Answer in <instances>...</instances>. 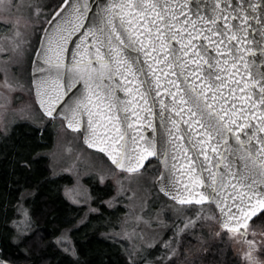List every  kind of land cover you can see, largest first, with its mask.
Here are the masks:
<instances>
[{"label": "snow or ice", "instance_id": "6c2138e0", "mask_svg": "<svg viewBox=\"0 0 264 264\" xmlns=\"http://www.w3.org/2000/svg\"><path fill=\"white\" fill-rule=\"evenodd\" d=\"M207 8L63 0L35 53L36 96L47 117L83 128L90 146L128 173L159 155L169 178L161 190L181 204L215 196L224 228L236 233L264 211V60H255L264 56V0H210ZM225 184L231 203L219 196ZM254 250L246 254L253 264Z\"/></svg>", "mask_w": 264, "mask_h": 264}, {"label": "rangeland", "instance_id": "374dc122", "mask_svg": "<svg viewBox=\"0 0 264 264\" xmlns=\"http://www.w3.org/2000/svg\"><path fill=\"white\" fill-rule=\"evenodd\" d=\"M63 0H0V131L7 133L21 123L48 130L53 137L49 153L55 180L69 176L63 188L66 199L86 212L78 226L87 224L94 206L91 183L111 184L114 194L105 200L111 221L101 225V239L142 264H264V222L255 220L243 239L225 232L212 207H178L165 200L155 182L161 172L157 162L138 173L116 170L102 154L88 149L83 134L68 130L61 120L44 116L37 107L31 81V65L40 38ZM179 219L180 226L173 225ZM102 220V217H101ZM181 229V238L170 243L164 257L155 255L169 227ZM65 231L57 242L73 253V240ZM168 239V237H167ZM253 241L250 245L248 242ZM168 242V241H167ZM166 248V247H165ZM159 256V257H158Z\"/></svg>", "mask_w": 264, "mask_h": 264}, {"label": "trees", "instance_id": "16d2710c", "mask_svg": "<svg viewBox=\"0 0 264 264\" xmlns=\"http://www.w3.org/2000/svg\"><path fill=\"white\" fill-rule=\"evenodd\" d=\"M52 147L53 137L47 128L21 123L7 133L0 131V261L142 264L100 238L101 225L111 221L105 204L114 194L111 184L90 182L94 206L101 212L89 214L87 224L78 226L86 208L70 203L64 196L63 188L73 183L69 176L53 178L49 158ZM24 210L29 219H25ZM262 217L264 212L255 220ZM65 231L70 232L73 240V253L57 242ZM166 251L161 246L155 255L164 257Z\"/></svg>", "mask_w": 264, "mask_h": 264}, {"label": "water", "instance_id": "95a60500", "mask_svg": "<svg viewBox=\"0 0 264 264\" xmlns=\"http://www.w3.org/2000/svg\"><path fill=\"white\" fill-rule=\"evenodd\" d=\"M94 2L105 3V2H110V0H94ZM191 2H192V7H193V9H196L197 7H200L204 12H207V11H208L207 5L210 3V0H199V4L197 3V0H191ZM60 7H61V6H60ZM57 11H58V10H57ZM57 11H56V12H57ZM56 12H55V13H56ZM55 13L53 14L52 18L50 19L49 23L47 24L45 30L43 31V34H42V36H41V38H40V42H39V45H38V48H37L36 52L39 51V49H40V45H41L42 40L44 39L45 33L50 29L51 25H52V24L58 19V17L55 15ZM61 14H63V13H61ZM256 15L259 17L260 14L257 13ZM90 18H91V19H95L94 14H90ZM255 27H257V26L255 25V22L253 21V28H255ZM252 36H253L254 39H259V33L253 32V33H252ZM74 39H75V38H74ZM76 42H78V41H76ZM70 51H71V47H70ZM36 52H35V53H36ZM255 60L257 61V64H259L260 61L264 60V56H260L259 54H257L256 57H255ZM41 63H42V62H41ZM39 66H40V63L37 62V58H36V56H35V54H34V57H33V60H32V65H31V81H32L33 89H34V97H35V101H36L37 107L39 108V110L41 111V113H42L44 116L47 117V115L44 113L43 109L40 107L39 99H38L37 96H36L35 77L38 75V73L35 72V69L38 68ZM252 70H253V72L256 71V65H253V66H252ZM158 74H159V73H158ZM117 79L119 80V78H117ZM121 83H122V81H121ZM197 83H200V81H197ZM130 86H131V85H130ZM137 87H138V86H137ZM117 95H118L119 97H121L122 99L125 97V94H124L122 91H119V90L117 91ZM164 95L167 96V93H164ZM209 95H211V93H209ZM225 95H227L226 92H225ZM169 99H170V98H169ZM166 102H168V101L166 100ZM225 106H227V105H225ZM155 110L157 111V113H159V111H160L158 107H156ZM47 118H49V117H47ZM49 119H51V118H49ZM56 120H61V121H63L62 119H56ZM156 120H157V121L159 120V115H157ZM63 123H64L65 126H66V122L63 121ZM253 123H255V122H253ZM157 127L160 128V126H159L158 123H157ZM182 127H184V126L182 125ZM66 128H67L68 130L76 131V130H73V129H69L67 126H66ZM160 130L162 131V128H161ZM128 131L131 132L132 130H128ZM252 131H255V129H252ZM79 132H81V133L83 134V142H84V145H85L88 149H90V150H92V151H95V152H97V153L102 154V155H103L104 157H106V159L112 164V166H113L116 170H118L119 172H122V173H128L127 171L122 170V169H120L119 167H117V165L113 163L111 157L108 155L107 152H101L99 148H96V147H92V146H90V144H89L88 141H87V133L85 132V130H84L83 128L80 129ZM247 132H249V129H245L244 132L241 133L242 138H246V137H245V133H247ZM146 135L149 136V137H157V140H159L158 133L153 132V131L150 130V129L146 130ZM258 135L264 136V133H259ZM233 141H234V138H233V140H230V143H233ZM183 143H187V142L185 141V142H183ZM253 143H255V142H253ZM158 148H159V144H158ZM199 159H202V158H199ZM227 159L231 160V159H233V158H232L231 156H229V157H227ZM151 161H156V162H158V163L161 165V172H160L159 176H158L157 179H156L155 185H156L157 190H158L163 196H165L167 199H169V200L175 202V203L178 204V205H200V206H202V205H207V204L214 205V206L219 210V214H220V217H219V224H220V226H221L223 229H225L224 226H223V221L225 220V216L221 214V212H220V203H219V200H218L215 196H213V198H212L210 201H206L204 204H196L195 202H193V203H191V204H181V203H179L178 200H174V199L172 198V196H170L166 191H162V190H161L163 187H165V184H166V182H167V180H168L169 178H168V175H167V174H168V167L165 165L164 160H163L162 158H160L159 155L156 156V157H149V158L144 162V166H143L142 168H140V169H139L137 172H135V173H138V172L143 171ZM213 170L215 171V169H213ZM220 171H221V172L224 171L223 166L220 167ZM161 175H164V176H165V178H166L165 181H161V180H160V176H161ZM203 175H204L205 177H207V173H206V172L203 173ZM178 179H179V177H178ZM184 179H185V182H187V176H185ZM225 179H226V177H225ZM208 183H210V181L206 179V186H207ZM237 190H239V189H237ZM199 191H205V194H209L211 190H207L206 187H205V188H201V189H199ZM231 191H232V190H231L226 184L223 185V187L220 189V193H219L220 199H223V200H225L226 202L231 203V200L228 198V193H230ZM233 211H235V209H233ZM263 212H264V211H261L260 213L257 214L256 217H253V218L249 221L248 226H249V225H250V224H251V223H252V222H253V221H254V220L260 215V214H262ZM230 226H231V225H230ZM247 229H248V228H247ZM247 229H243V228H241V231L236 232V233H240V234H242L243 239H245L246 236H247ZM225 230L230 231V230H228V229H225Z\"/></svg>", "mask_w": 264, "mask_h": 264}, {"label": "flooded vegetation", "instance_id": "af4514ba", "mask_svg": "<svg viewBox=\"0 0 264 264\" xmlns=\"http://www.w3.org/2000/svg\"><path fill=\"white\" fill-rule=\"evenodd\" d=\"M150 163H152V162H150ZM149 163V164H150ZM159 192V191H158ZM160 193V192H159ZM160 195L165 199V200H167V201H171V200H169V199H167L165 196H163L161 193H160ZM171 202H173V201H171ZM174 204H176L175 202H173ZM178 207H189V209H193V208H199V207H207V206H209V207H212L213 209H215L216 211H217V213H218V223H219V217H220V214H219V210L214 206V205H210V204H207V205H202V206H200V205H178V204H176ZM177 220V222L176 223H173V225H177V226H180L181 224H182V221L181 220H179V219H176ZM254 222V221H253ZM252 224V223H251ZM250 224V225H251ZM220 225V224H219ZM249 225V226H250ZM177 226H176V228H174L173 229V227H169L168 229H167V233H166V235H165V240H164V242H163V245H165V247H166V249L168 250V245L172 242V243H177V241H179V239L181 238V235L183 236L184 235V233L185 232H182L181 233V229H178L177 230ZM249 226H248V228H249ZM221 227V226H220ZM222 228V227H221ZM223 229V228H222ZM225 232H230V233H233V232H231V231H227V230H225V229H223ZM167 237H168V239H167ZM168 241V242H167Z\"/></svg>", "mask_w": 264, "mask_h": 264}]
</instances>
